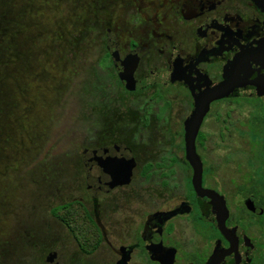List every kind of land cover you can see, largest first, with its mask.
I'll return each mask as SVG.
<instances>
[{
	"label": "flooded vegetation",
	"instance_id": "af4514ba",
	"mask_svg": "<svg viewBox=\"0 0 264 264\" xmlns=\"http://www.w3.org/2000/svg\"><path fill=\"white\" fill-rule=\"evenodd\" d=\"M85 1L94 12L90 28L104 49L100 64L113 71L121 103L91 114L77 170L86 200L50 209L59 246L45 248L40 264H262L264 247L249 230L253 220L260 230L264 208L248 194L232 208L207 185L199 148L214 112L220 120L222 108L226 118L239 100L261 103L253 105L249 125L264 110V0ZM124 67L132 69L131 90L116 73ZM216 96L221 98L209 100L200 122L195 151L202 188L225 200V228L235 229L232 246L208 199L194 193L185 158L186 120L196 100ZM147 182L149 188L138 187ZM71 202L86 217L85 244L53 212Z\"/></svg>",
	"mask_w": 264,
	"mask_h": 264
},
{
	"label": "rangeland",
	"instance_id": "374dc122",
	"mask_svg": "<svg viewBox=\"0 0 264 264\" xmlns=\"http://www.w3.org/2000/svg\"><path fill=\"white\" fill-rule=\"evenodd\" d=\"M85 4L0 0V264H40L45 248L59 246L50 209L86 200L77 170L88 123L105 104L120 102L113 71L100 64L104 49ZM253 105L239 100L226 118L222 108L220 120L214 112L199 148L205 183L232 208L241 206L239 186L255 172L250 145L264 142L248 131ZM258 228L253 220L249 233L264 247ZM41 229L51 238H42Z\"/></svg>",
	"mask_w": 264,
	"mask_h": 264
},
{
	"label": "water",
	"instance_id": "95a60500",
	"mask_svg": "<svg viewBox=\"0 0 264 264\" xmlns=\"http://www.w3.org/2000/svg\"><path fill=\"white\" fill-rule=\"evenodd\" d=\"M116 73L119 79L121 80V82H123L124 86L127 89L131 90L132 86H130V82H131L132 69L128 71L127 69H125V67L117 68ZM220 98L221 96H216V97H208V99L206 98V100L202 98H200L199 100H196L195 109L193 110L190 117L186 120L184 124V131H185L184 148H185L186 161L189 163L192 169V172H193L192 177H191V185H192L193 191L197 197L208 199L209 204L212 207V212L216 217L217 226L220 232L230 242L232 246L236 244V240L235 239L231 240L229 236L234 235L235 229L227 230L225 228V221L228 217V211L225 206V200L223 196H220L213 190L202 188L201 186L202 163L195 151V139H196V136L199 130L200 122L207 112L208 102L209 100H214V99L216 100ZM84 162L86 165V158H84ZM91 180L92 179H90L89 176L86 178V185L88 188L91 186ZM248 201H249V205L247 206V208L249 210H252L254 198L250 197ZM261 214H262V211L259 210L258 215H261Z\"/></svg>",
	"mask_w": 264,
	"mask_h": 264
},
{
	"label": "trees",
	"instance_id": "16d2710c",
	"mask_svg": "<svg viewBox=\"0 0 264 264\" xmlns=\"http://www.w3.org/2000/svg\"><path fill=\"white\" fill-rule=\"evenodd\" d=\"M257 106H262L261 103H255ZM251 123L253 125L251 126ZM250 133L258 135L259 139H264V110L257 111L250 119ZM260 145H250V162L255 167V172L248 176L246 184L239 186V192L243 195H252L258 202V205L264 208V142ZM59 211V213H58ZM60 219L64 222L65 226L75 235H78L79 242L85 244L87 222L86 217L76 202H71L61 208L53 210ZM263 220L261 222L262 230L264 231V214L258 218ZM85 247V246H84ZM264 264V261L263 263Z\"/></svg>",
	"mask_w": 264,
	"mask_h": 264
}]
</instances>
